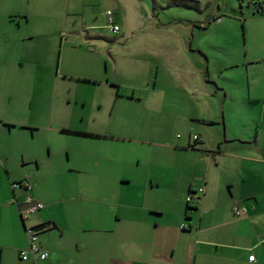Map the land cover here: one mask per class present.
Masks as SVG:
<instances>
[{"label": "crops", "instance_id": "obj_1", "mask_svg": "<svg viewBox=\"0 0 264 264\" xmlns=\"http://www.w3.org/2000/svg\"><path fill=\"white\" fill-rule=\"evenodd\" d=\"M5 2L7 13L24 20L3 27L9 31L8 44L14 45L3 65L10 76L4 70L8 80H0V264H264V9L256 11L246 0H217L203 19L182 17L177 33L162 40L161 64L148 67L151 87L142 88V95H123L115 85V93L103 103L111 100L115 109L110 114L113 129L101 125V103L98 114L89 109L87 120L81 114L85 125L97 128H80L83 139H94L80 141L108 151L105 160L118 167L119 177L97 183L78 179L42 193L41 157L25 132L35 124L29 116L32 102L26 87L9 83V78L23 74L26 60L38 61L43 49L37 45L51 43L59 32L56 23L34 19L42 0H33L31 7L21 0ZM185 7L203 10L199 0ZM245 8L249 14L242 20ZM221 10H229L225 16L233 21L220 19ZM114 16L121 42L131 31L124 14ZM254 20H259L257 26ZM33 70L38 79L42 70L36 62ZM171 77L181 100H157ZM121 97L131 103L145 98L154 111L178 107L181 134L167 135V128L152 121L144 127L143 118L133 122L117 102ZM95 156L90 165L100 164L102 151ZM71 157L69 170L76 174L87 165L89 153ZM22 179L31 186L13 185ZM200 185L202 197L186 202L188 191ZM27 194L43 206L26 212ZM234 203L245 204L247 211L235 215ZM43 222L50 227L38 238L49 255L22 259L25 226ZM251 253L254 260L248 259Z\"/></svg>", "mask_w": 264, "mask_h": 264}, {"label": "rangeland", "instance_id": "obj_2", "mask_svg": "<svg viewBox=\"0 0 264 264\" xmlns=\"http://www.w3.org/2000/svg\"><path fill=\"white\" fill-rule=\"evenodd\" d=\"M183 1L187 4L193 2V0ZM216 1L199 0L203 10L196 12L185 7V4H180L181 0H42L40 5L34 4L33 0H21L22 6H42L41 9L36 8L37 13L32 14L34 19L56 23L59 32L58 37H54L51 43L37 45L43 49L40 59L32 61L37 63L38 71L42 70L38 79H35L31 73L34 72L33 63L30 64L29 60H26L24 68L20 70L23 74L9 78V83L16 82L26 87L28 100L32 102L29 116L35 124L29 126L25 132H27V141L41 157L40 179L43 183L40 188L43 190L40 191L42 193L51 189L54 192L65 182L78 179L97 183L102 179L119 177L118 167L105 160L109 155L108 151L100 150L99 144L89 143L93 141H80L94 140L83 139L81 133H78L81 131L80 128H97V124L85 125L86 122L82 120L81 114L86 120L89 109L98 114L97 103H101L102 108L99 109V113L102 112L105 116L101 125L113 129L109 124L112 119L110 114L113 115L115 109L111 108V100L107 102V106L103 103H106L110 94L115 93V85H119V94H130L132 91L134 95L144 94L142 88L152 85V78H149L147 72L148 67L161 64L158 58L165 50L162 40L170 37V34L177 33L178 28L181 27L180 19L185 15L193 14L203 19L211 14L213 2ZM224 1L220 0L221 3ZM5 3V0H0L1 81L5 78L8 80V76L3 74L4 70L10 76L3 65L8 60L9 46L14 45V43L8 44L11 40L7 34L9 31L3 27H8L11 22L16 25L17 22L24 20L22 16H18L20 18L17 20L14 16L16 13H7ZM16 8L20 7L16 6ZM106 9H111L115 13L118 11L126 16L125 27L131 32L121 42L116 40L120 37V31L112 32L105 25ZM243 10L244 13L240 16L242 20L249 14L247 8ZM227 14H230L229 10L225 12L221 10L220 19L223 18L225 22L233 21L225 16ZM138 21L144 22V25L137 28L135 23ZM254 22L257 26L259 20ZM239 29L242 33L241 23ZM254 43L258 44L259 39ZM223 53V50L218 51L222 57ZM172 81V77L171 83L167 79L164 85L165 93L158 92L160 97L157 100L160 98L164 102L181 100L182 92L178 89L179 85L173 84ZM117 102H121L124 114L133 122L143 118L142 125L147 127L152 121L155 127L167 128L166 133L170 136L180 135L182 132V116L178 107L167 109L164 106L163 109L154 111L149 108L145 98L131 103L132 101L121 97ZM83 103H85L84 109ZM99 151L103 154L100 164L90 165L97 160L95 155ZM74 152L89 153L87 165L76 174L69 170L71 162L68 160V156L71 157ZM82 163L79 161L81 166ZM118 181V178L114 180V185H118Z\"/></svg>", "mask_w": 264, "mask_h": 264}, {"label": "built area", "instance_id": "obj_3", "mask_svg": "<svg viewBox=\"0 0 264 264\" xmlns=\"http://www.w3.org/2000/svg\"><path fill=\"white\" fill-rule=\"evenodd\" d=\"M105 17H106V27L110 29L112 32H117L119 30V25L117 24L115 20V16L113 14V11L111 9L105 10ZM194 139H199L197 134H193ZM13 185H20L19 182H14ZM24 186L26 188H29L31 184L24 180ZM204 191V186L200 185L198 186L196 192H190L187 194L186 199L188 201L195 199L197 196L202 194ZM24 201L26 203L25 210L26 212H33L43 206L42 202L39 200L34 199L30 194H27L24 197ZM232 210L235 215H242L247 211V206L245 204L240 203H234L232 205ZM182 226V224H181ZM25 233L27 237V247L22 248L20 250V257L22 259H27L29 256H32L34 259H44L49 255V250L44 247L38 238V230L31 225L25 226ZM249 260H254V254L251 253L248 255Z\"/></svg>", "mask_w": 264, "mask_h": 264}, {"label": "trees", "instance_id": "obj_4", "mask_svg": "<svg viewBox=\"0 0 264 264\" xmlns=\"http://www.w3.org/2000/svg\"><path fill=\"white\" fill-rule=\"evenodd\" d=\"M177 2H179V1H176V3ZM246 3H249V4H251V6L254 8V10H256V11H262L263 9H264V0H246ZM180 4H185V6H189L190 5V3L189 4H187L186 2H184L183 0H181V2H180ZM113 14H114V12H113ZM217 19H219V18H217ZM118 24V23H117ZM106 25V24H105ZM119 25V24H118ZM119 31V30H118ZM198 136V135H197ZM199 138V137H198ZM199 140H200V138H199ZM24 180H27V179H22V180H20V181H16V182H19L20 184H22V185H24ZM30 184H31V182L29 181V180H27ZM198 188V187H197ZM197 188H196V190H197ZM196 190H189L188 191V193L187 194H189L190 192H196ZM204 192V191H203ZM187 194H186V196H187ZM202 195H203V193L202 194H200L199 196H197L195 199H192V200H190V201H198L201 197H202ZM190 201H188L187 199H186V202H190ZM187 207H188V205H187ZM181 224H182V226H181ZM180 224V227H183L184 226V224L183 223H181ZM52 225H54V223L52 224ZM51 225V226H52ZM32 227H34V228H36L37 230H38V233L40 232V231H42V230H44V229H46V228H48V227H50V223L49 222H43V223H39V224H36V225H31Z\"/></svg>", "mask_w": 264, "mask_h": 264}]
</instances>
